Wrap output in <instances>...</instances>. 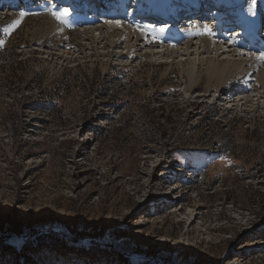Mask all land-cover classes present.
I'll list each match as a JSON object with an SVG mask.
<instances>
[{
	"label": "rangeland",
	"instance_id": "374dc122",
	"mask_svg": "<svg viewBox=\"0 0 264 264\" xmlns=\"http://www.w3.org/2000/svg\"><path fill=\"white\" fill-rule=\"evenodd\" d=\"M57 1L0 0V264H264V0Z\"/></svg>",
	"mask_w": 264,
	"mask_h": 264
},
{
	"label": "bare ground",
	"instance_id": "6f19581e",
	"mask_svg": "<svg viewBox=\"0 0 264 264\" xmlns=\"http://www.w3.org/2000/svg\"><path fill=\"white\" fill-rule=\"evenodd\" d=\"M194 1V0H193ZM185 5H186V3H183V5H182V8H180L179 9V11H180V13L181 14H185V13H187V14H191V12L193 13V11H195V10H198L199 9V6H197V4H195V5H191L190 7H185ZM217 3H215L214 4V9H217ZM186 8H187V10H186ZM219 8V7H218ZM264 9V8H263ZM185 10V11H184ZM264 13V12H263ZM259 15L260 14H262V11H260L259 13H258ZM179 16H180V14H179ZM176 18V17H175ZM258 19H261V15L258 17ZM202 22V21H201ZM197 18H195V19H190L189 20V23H191V24H195L194 26L197 28V27H199V28H203L204 26L202 25V23H201ZM205 25V24H204ZM171 25H170V23L168 22L167 23V25H166V27H170ZM264 26V21L263 20H261V25H257V28H261V27H263ZM195 28V29H196ZM230 28V27H229ZM256 28V29H257ZM195 29H194V31H191V32H187L186 33V38H188V39H191L190 41H187L186 43H185V46L188 48V47H190L191 45H199V48L200 47H202V49L203 50H205V52H210L211 51V49L212 48H214L216 45L213 43V39L212 38H210V37H207V35H198V34H196V31H195ZM255 29V30H256ZM254 37L255 38H257V34L255 33L254 34ZM197 38V39H196ZM192 39H195V40H192ZM196 41V42H195ZM195 42V43H194ZM231 46H233V44H231ZM220 52H222L223 51V49H220L219 50ZM261 53H264V51H263V48H261ZM260 61H264V60H261V59H258V58H256V57H254L252 60H251V62L250 63H254V64H250V65H254L255 66V64H258ZM253 66V67H254ZM156 168V167H155ZM143 198H145V196H143Z\"/></svg>",
	"mask_w": 264,
	"mask_h": 264
},
{
	"label": "snow or ice",
	"instance_id": "6c2138e0",
	"mask_svg": "<svg viewBox=\"0 0 264 264\" xmlns=\"http://www.w3.org/2000/svg\"><path fill=\"white\" fill-rule=\"evenodd\" d=\"M68 10L64 9L62 12H53L52 15L57 19L63 21L64 18L68 15ZM117 24H119V21H117ZM196 34L198 35H213L212 31L210 28H208L207 25H205L203 28L197 27L195 29ZM258 59L264 60V53H261Z\"/></svg>",
	"mask_w": 264,
	"mask_h": 264
},
{
	"label": "trees",
	"instance_id": "16d2710c",
	"mask_svg": "<svg viewBox=\"0 0 264 264\" xmlns=\"http://www.w3.org/2000/svg\"><path fill=\"white\" fill-rule=\"evenodd\" d=\"M56 93H57V88H55L54 93H51L50 95H51L52 97H55ZM38 106L40 107V104H39Z\"/></svg>",
	"mask_w": 264,
	"mask_h": 264
}]
</instances>
